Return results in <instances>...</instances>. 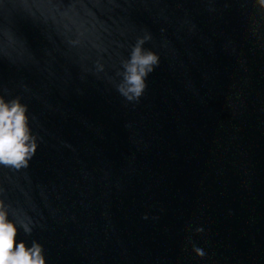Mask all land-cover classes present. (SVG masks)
<instances>
[{
  "label": "water",
  "instance_id": "1",
  "mask_svg": "<svg viewBox=\"0 0 264 264\" xmlns=\"http://www.w3.org/2000/svg\"><path fill=\"white\" fill-rule=\"evenodd\" d=\"M125 7L127 40L147 27L167 53L137 104L57 58L71 81L48 106L30 102L43 138L30 175L3 179L17 218L42 225L18 241L41 243L47 264H264V53L236 5L215 16L201 0ZM21 31L39 54L40 31ZM0 76L36 89L44 79L6 63Z\"/></svg>",
  "mask_w": 264,
  "mask_h": 264
},
{
  "label": "clouds",
  "instance_id": "2",
  "mask_svg": "<svg viewBox=\"0 0 264 264\" xmlns=\"http://www.w3.org/2000/svg\"><path fill=\"white\" fill-rule=\"evenodd\" d=\"M223 8H217L218 3ZM131 0H0V65L8 64L17 72L35 71L44 79L39 89L23 77L5 82L0 76V264H47L45 248L33 239L30 246L17 239L22 230L31 236L42 227L31 217L17 218L8 200L3 179L29 177L30 164L42 142L34 132L37 116L30 111L32 100L49 105L45 94L53 88L67 87L71 72L58 76L57 58L75 67L79 81L89 78L114 88L130 104H137L148 88V77L161 65L169 41L141 27L132 42L120 28L127 19ZM209 15L230 11L236 5L242 26L252 49L264 53V0H201ZM163 16V10H161ZM30 24L40 31L45 45L37 54L21 31ZM161 33L164 29L161 28ZM123 37L116 40L115 36ZM146 45H153L147 47ZM76 94L84 89L76 86ZM232 90L225 97L232 107ZM147 219V216L144 217ZM200 231V229H197ZM193 251L204 257L203 249L193 245Z\"/></svg>",
  "mask_w": 264,
  "mask_h": 264
}]
</instances>
